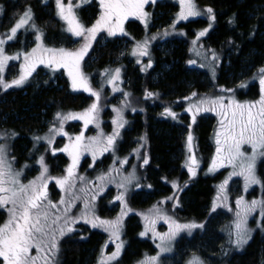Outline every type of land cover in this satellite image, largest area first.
Here are the masks:
<instances>
[{"label":"snow or ice","instance_id":"obj_1","mask_svg":"<svg viewBox=\"0 0 264 264\" xmlns=\"http://www.w3.org/2000/svg\"><path fill=\"white\" fill-rule=\"evenodd\" d=\"M87 2V0H85ZM155 3V0H151ZM100 14L99 18L91 27H85L76 12L72 0H55L56 12L59 18L66 22V31L75 37H83V45L71 51L66 48H49L44 45L43 33L37 28L34 22V14L31 7H27L10 28L9 33L5 38H0V89L7 90L13 87L23 86L32 74L36 71L39 65L56 69H65L71 81V87L75 90H83L95 97V102L82 112H57L54 117V123L49 128L48 135L43 137L33 136V149L35 150L41 141H44L49 147L53 144L55 135L67 136L68 143L63 148L58 149L68 155L71 163L65 169L66 175L56 178L51 177L48 166L45 163V158L40 155L36 163L40 165V174L27 183H23L21 177L24 175L23 169L17 170L14 168L15 158H9V150L7 140L14 138L17 133L8 132L0 134V140L5 141L0 143V210L6 211L7 219L0 224V264H59L60 240L74 231L72 225L79 223L83 219L85 224H90L92 228H103L116 241L120 240V228L122 218L131 211L128 208L125 194L128 185L136 181L135 168L127 176L122 177L118 183L119 188L125 189V192H120L115 199L120 202L121 212L115 220L101 219L95 214V209L91 207V202H85L84 211L80 217H69L67 215L68 202L64 196L58 202H53L48 196V183L50 180H55V184L59 186L65 194H70L72 199H80V196L75 194L76 185L74 180H79L81 183L85 181V177H77L76 169L79 163L80 156L84 152H89L93 161H95L97 153L103 154L111 151L115 154L116 142L120 137V129L127 123L123 120L120 109H113L116 112V118L112 124L115 126L111 135L105 136L101 130L97 136L87 138L85 140L83 132L75 137L70 136L64 131V122L67 120L83 121L84 127L89 124H95L99 129L100 125L97 121L99 111L100 92L93 90L90 80L82 71V61L88 54L91 48L92 41L100 32H106L108 36H116L117 34L127 35L124 29V23L129 17H135L141 20L147 26V17L149 14L145 11V6L149 0H98ZM79 7V4L75 5ZM179 12L176 14L171 27L174 29L176 23L188 20L190 17H199L206 13L210 21L209 27L201 30L197 34L203 37L211 28V22H214L216 17L211 7L204 10V13L198 9L194 0H179ZM3 9L0 7V12ZM229 23H234L230 20ZM20 29H31L35 33L36 46L30 52L23 53V63L19 67L18 75L11 81H6L4 77L5 69L8 62L11 60L20 59V53L15 56H10L5 53L4 45L7 41L16 38L17 32ZM168 35V31L163 33ZM151 39H156L155 36ZM196 41H194L195 43ZM131 55L137 57V63H141L142 57L149 56V40L146 38L143 41L136 42L132 49ZM218 57L213 51L212 60H217ZM195 64V61H189ZM204 67V65H200ZM152 67V62H149L141 68L145 71ZM213 77H215V67H211ZM105 76L108 77V84L113 86L114 91H118L116 83L121 81V69L105 70ZM253 80L259 82V98L253 101L240 102L235 98V89H221L222 93H231L229 96L219 95L215 98L201 99L199 104H192L187 111L192 113L193 123L195 122L196 114L200 111H214L221 117L219 124L220 128L215 133L216 152L212 158L209 172H214L219 168L231 167V176H240L244 180V190L247 191L253 185H260L264 190V181L257 175L258 162L264 161V67L258 70V73L253 77ZM240 88L247 87V82H241ZM128 96V93H124ZM197 94L192 93L195 97ZM158 96V93L145 91V98ZM186 99H190L186 97ZM207 104V107H202ZM135 111V109H133ZM164 115L173 119L177 118V114L170 107L164 109ZM141 139H144L143 137ZM188 147L191 152L193 137L189 132ZM143 145H141L142 147ZM247 146L250 152L245 149ZM57 149H52L53 155ZM139 154V149L135 150ZM144 164H148V159L145 157ZM119 163H128L127 159L120 160ZM187 168L189 173L195 175V169L198 166L194 155L189 157ZM24 168L29 167L25 164ZM118 171V170H116ZM110 178V177H109ZM99 180L106 179L105 175H100ZM228 179H225L220 184L219 192L216 200H226V186ZM138 186V185H137ZM186 186V185H185ZM151 187V185H149ZM172 187L182 190L176 181L172 182ZM81 192L86 193V188H81ZM96 196L91 197L94 201ZM167 200H175L176 206L179 205L178 197L173 194L171 197L165 198L164 201L158 203H166ZM63 207V210L61 208ZM74 206V205H73ZM217 204L213 202L212 211H215ZM235 216L236 219L229 231V243L236 247H241L247 243L250 238L252 229L248 228V218L259 209V215L264 221V196L261 199H253L250 202L240 196L235 201ZM231 210V209H229ZM63 211V214H61ZM151 213H154V218L151 215H143L146 221L145 229L140 233L141 236H146L148 232H152L153 238L158 239L156 245L159 252L157 255H145L144 259L138 264H162L161 255L172 251V242L176 237L184 231L191 234L192 230L203 228V224L196 222L179 223L173 220L161 209L154 206ZM158 219H163L168 224V231L159 233L155 230V224ZM264 227V223L257 225ZM235 237L232 239V237ZM123 249V242L116 244V250L107 257H101L98 264H116ZM35 251V254H33ZM186 264H205V261L195 253L186 261Z\"/></svg>","mask_w":264,"mask_h":264},{"label":"rangeland","instance_id":"obj_2","mask_svg":"<svg viewBox=\"0 0 264 264\" xmlns=\"http://www.w3.org/2000/svg\"><path fill=\"white\" fill-rule=\"evenodd\" d=\"M165 1H168L172 5V7H168L165 12H161L160 10L153 9L156 4L158 6H162L166 4ZM195 4L197 5V0H194ZM32 3V4H31ZM65 3H67V0H65ZM72 3L74 5V11L76 12L78 19L85 27H91L95 21L99 18L100 14V8L98 0H72ZM79 4V7H75V5ZM10 8V10L7 12L6 7ZM15 6V7H14ZM41 7L45 8L47 12V17L44 18V20H40L41 18H37V15L34 11V7ZM149 6H152V8H148ZM0 7H2L3 11L0 12V38L6 39V34L9 33L10 28L14 25L16 20L19 18V16L23 13V11L27 7H31V10L34 14V22L37 26V28L43 33V42L46 47L49 48H66L71 51H75L79 49L84 41L83 37H75L72 36L71 33L66 31L67 24L65 21L61 20L56 12L55 7V0H31L30 2L25 0H0ZM92 8L96 10L95 12H88L87 14H82L80 12V9L83 10L84 8ZM198 7V5H197ZM16 8V9H15ZM199 10H201L202 13H204V10L198 7ZM179 0H155V3H152L151 0H149V3L145 6V11L149 14L147 17V26H145V23L142 22L139 19H136L135 17H129L125 23H124V29L127 35H121L117 34L116 36H108L106 32H100L97 34L96 39L92 41L91 48L88 51V54L84 57L82 61V71L90 80L91 87L95 91L100 92V100H99V111H98V117L97 121L100 125L99 129L96 127L95 124H89L87 128L84 127L83 121L80 120H67L64 122V131L67 132L70 136L75 137L76 135H79L81 132H83L85 140L87 141V138L97 136L98 133L102 130L105 136L111 135L114 130V125L112 124L113 119L116 118V112L113 111V109H120L123 120L127 123L124 125L122 129H120V137L117 139L116 142V150L115 154H113L111 151L105 152L102 155L97 153L95 161H93V157L89 152H84L79 159V163L76 169V176L77 177H85V181L81 183L79 180H74V183L76 185L75 188V194L77 196H80V199H72L70 194H65V192L61 191L58 185L55 184V180H50L48 183V196L49 199L53 202H58L62 196H64L66 202H68V211L67 215L71 217H80L82 212L84 211V204L85 202H91V207L95 209V214L98 215L101 219L105 220H115L120 212H121V205L120 202L115 199V197L120 192H125V189L119 188L118 183L121 181L122 177L127 176L129 173L133 171L135 168L136 177L138 178V168H141L144 166V156H142V152H140V148L137 147V144H134V148L131 149L130 146H127L125 150L127 152H120L119 153V143L121 142L123 131L127 129L130 125L133 124L134 118L136 116H139L142 120L144 113L148 112L147 108L152 104L156 98V96H153L151 98H145V91H151L153 90L149 89L148 85L143 86L142 88L137 90H133L129 87V80L124 76V72L130 68H137L136 72L141 76L140 79L146 78L147 75L149 76V83L150 87L157 83L158 78L160 77L159 71L161 70H167L170 65L164 63L162 60L169 54H171L172 50L175 49L178 45L172 42L171 40L176 39L178 42H183V49L185 52L187 51L190 55V61H195V64L189 63V70L188 74L193 75L195 78L197 77L198 82L203 84L202 94H198L197 92L192 90V87L188 86V90L186 91L187 95H184V97H180L178 101H171L170 108L177 114V118L173 119L169 116L164 115V109L166 106V100L168 98H172V96L169 95H163V101L158 105L157 108L152 107L155 115L159 114V118L162 120H165L168 125L176 127L178 130V135L180 139V147L177 149V157L176 159L181 163L182 168L184 171H186V175H188V179H195L202 176H213L219 173L218 179L215 181V190L214 195L212 197L211 203L209 204L207 209L208 212L212 214L210 216L211 221L213 220L214 227L217 231H219L221 234H223L224 237V244L222 246V252L223 254L230 253V252H242L243 248L245 247V244H243L241 247H236L233 244L229 243V231L233 225L234 220L236 219L235 212V201L238 197L243 196L245 200L251 201L253 199H261L262 193L258 190V187L260 185H253L248 188L247 191L244 190V180L240 176H231L230 179V173L232 172L231 167H223L219 168L218 170L214 172H209V168L211 166V161L213 156L216 152V143H215V133L219 130L220 124L219 121L221 119L220 116L217 115L214 111H200L196 114L195 122L193 123L192 120V113L187 111L190 105L192 104H199L201 99L205 98H215L219 95H225L229 96L231 93H222L220 90L227 88L228 86H231L230 89H235V98L240 102L245 101H253L257 100L259 98V82L258 80H253V77L258 73V70L261 67H264L263 64L258 66H249L243 70V72L239 73L234 81L231 82V80H228L227 85L222 86H216L215 80H217L216 75V66L218 64V59L213 61L212 60V53L213 50L203 48L200 45V40L205 38L207 34L213 29L212 27L215 26L212 25L207 34L203 37H199L197 40V34L209 27V19L206 13L202 14L199 17H190L188 20L180 21L179 23H176L175 28L173 29L171 25L173 24L174 20L176 19V14L179 12ZM7 12V14H6ZM81 16L85 19L80 17ZM167 16L165 20L163 19V16ZM41 16V14H40ZM43 16V15H42ZM39 19V20H38ZM197 19L206 20L209 21L208 23H204V26L202 28H191L190 31L195 34L194 36H189V39L191 40V43H186L182 40L184 36H186V28L181 26L182 24H186L189 21H195ZM51 20L53 22L52 25L55 26L56 32H58L57 36L55 38H47V29H49V24H45L46 21ZM136 21L140 24V35L136 34L133 35L131 32L127 30L128 28V22L129 21ZM168 31V35L165 36L163 33L164 31ZM62 34V35H60ZM155 36L156 39H151V37ZM146 38L149 40V56H145L140 58L141 63H137V57L131 55L132 49L135 46L136 42L143 41ZM113 39L115 41V51H116V58L110 60L107 62L104 66L97 68L94 67V63L96 60V54L92 53L93 48L95 49L96 46L99 48H102L107 45V41ZM62 40V42H60ZM194 41H196L194 43ZM160 42V43H159ZM36 46L35 41V33L31 30H25L20 29L17 32L16 38L10 41H7V43L4 45L5 53L10 56H15L18 53H20V59L17 60H11L8 62V66L5 69L4 77L6 81H11L15 76L18 75L19 67L23 63V53L30 52L32 48ZM154 50L158 53L156 57V53ZM159 56V57H158ZM159 58V69L158 71H152V69L155 67L156 59ZM228 55H226V58L224 60V65L228 66L229 61L227 60ZM149 60L152 62V67L147 68L145 71H141V68L146 65ZM227 60V61H226ZM200 65H204V67L201 68ZM40 67H43V70L41 71L42 76H46L47 79L54 78L55 74H60V76H64V78L68 81L69 77L66 74L65 69H56L53 71L51 68L45 67L44 65H39ZM38 66V67H39ZM215 67V77H213V74L211 72V67ZM116 68L121 69V81L117 82L116 87L120 90L114 91L113 86L108 84L107 80L108 77L104 75L105 70H114ZM193 68V69H191ZM203 70V74L200 75L198 70ZM152 71V72H151ZM36 73V72H35ZM34 73V74H35ZM149 73V74H148ZM36 75V74H35ZM227 79L231 78L230 75L226 76ZM133 79H135L133 77ZM241 82H247V87L240 88L238 87ZM70 88L71 83L68 81ZM53 86H56V82L53 81L51 84ZM233 85V86H232ZM253 86L255 88H253ZM3 89H0V92ZM86 97L88 98V103H85V106L78 110H85L88 108L92 103L95 102V97L91 96L90 93L84 92L81 90ZM257 92V93H256ZM124 93H128V96H125ZM192 93H196L197 95L195 97L192 96ZM242 93L243 97L239 98V95ZM256 94V95H255ZM255 96V97H254ZM186 97L190 99H186ZM152 102V103H151ZM208 105L205 104L202 107H207ZM135 109V111H133ZM149 110V108H148ZM82 112V111H79ZM78 113V112H77ZM55 117V116H54ZM54 117L52 118V121L49 122L46 121L44 123V126L51 127L54 123ZM207 119L210 120V129L209 133L207 135V150H203L200 147V144L197 141V130L196 125L200 121V119ZM154 121H157V119L154 117ZM70 123H76L74 127L71 128V130L68 128ZM49 127V128H50ZM191 132V135L193 137L192 140V146H191V152L189 151L188 147V134ZM9 135L11 132H8ZM1 134V133H0ZM38 136V135H36ZM45 136V135H44ZM43 137V136H41ZM14 138H10L7 140L8 144V150H9V158L11 159L10 154V145L12 143V140ZM53 144L51 147H49L44 141H41L37 148L34 150L33 146V154L34 157L31 161L28 163H22V161L15 160L14 161V168L17 170L23 169L24 175L21 177V180L23 183H27L29 180L35 179L40 174V165L36 163L37 159L40 155H43L45 160L47 156L50 154V156L54 157L57 154L63 155V158L65 159V162L62 164L60 163H46L49 169V175L51 177H62L66 175L65 169L68 167V165L71 163L70 158L68 155L64 152L58 151V149L63 148L65 144L68 143V137L67 136H60L55 135L53 137ZM5 141L0 140V143H4ZM34 142V141H33ZM34 144V143H33ZM52 149H57L55 152V155L52 153ZM136 149H139V154L136 153ZM245 149L250 152V149L245 146ZM191 155H194L198 166L195 169V175H192L189 173L187 168V163L189 160V157ZM105 157H108L107 161H103ZM127 159L128 163L121 164L119 163L120 160ZM148 159V158H147ZM132 162V163H131ZM27 164L29 167L24 168L23 166ZM259 164V162H258ZM61 168V169H60ZM64 168V170H63ZM258 169V165H257ZM118 170V171H116ZM90 172V173H89ZM100 175H105L106 179L101 181L98 179ZM257 175L258 171H257ZM110 177V178H109ZM142 179V178H141ZM225 179H228V184L226 186V200H216L217 194L219 192V185L224 182ZM182 186L185 185L188 186V182H184L185 180H182ZM140 183V177L133 181L131 185H128L127 191L125 194V198L127 201V205L129 204V196L133 193L140 191L142 187L139 186ZM138 185V186H137ZM86 188L87 192H81V188ZM146 190H149V186L144 187ZM56 191V194H53L52 191ZM172 192L175 193V195L178 197V200L180 199V191H177L175 188L172 187ZM172 193V194H174ZM95 195L96 199L94 201H91V197ZM147 194H141V197L143 199H146ZM166 196L162 198L160 201H164L165 198L171 197ZM131 197V203L133 202V198ZM100 198H102L105 202H108V206L110 207V210H106L104 208V214L97 213V209H103L104 205L99 202ZM217 204V207L215 211H212L213 202ZM99 202V204H98ZM154 203V205H150L148 207H145V210H137L129 211L127 214L122 218V224L120 228V240L116 241L113 237L110 236L108 232H105L103 228H92L90 224H85L83 219L80 220L79 223H82L86 225L89 229H99V232L103 233L104 235L100 237V243L97 245V247L93 251V257L86 262L85 264H98L99 259L103 257H107L111 255L112 252L116 250V244L123 242V249L122 252L118 258V261L116 264H127L124 263L122 260V253L124 251V248L127 245L126 239L124 238V232H125V226L126 222L129 219V217L136 216L138 220L136 223H139L141 225L140 227V233L144 231L146 221L143 218V215L141 214H147L151 215L154 218V213H151L150 210L153 209L154 206H157L159 209L162 210L163 213H166L169 217H171L172 214L168 211V207H170V211H175L176 213V201L175 200H167L169 203ZM172 205H171V204ZM74 205V206H73ZM171 205V206H170ZM138 206V205H137ZM64 206H61L63 210ZM128 208L130 206L128 205ZM231 209V210H229ZM2 213V217L0 219V224H3V222L7 219V213L6 211L0 210ZM171 211V213H172ZM63 214V211L62 213ZM181 214V213H179ZM182 215V214H181ZM182 216H180L181 218ZM173 219V217H171ZM176 220L179 223H189L190 221L188 219H173ZM260 223H264L262 221V218L259 215V209L255 213H253L248 218V228L252 229L250 232V238L247 240L250 241L254 232L257 230H260L264 234V227L261 230V227H258L257 225ZM77 224V223H76ZM204 224V223H200ZM210 224V222H209ZM208 224V225H209ZM74 227V226H72ZM78 227H75L77 231ZM155 230L159 233H165L168 231V224L165 223L163 219H158L155 224ZM198 230H202V228H197L192 230L191 234H189L187 231L181 232L175 239V241L172 242V251L168 253H164L161 255V261L162 264H186V261L191 258V255L195 253L196 255L200 256L204 261L205 264H210V258L207 251V254H201L200 251H197L193 247H187L184 243V249H182L180 252L184 255V257L178 258L173 257L174 256V248L176 245V242L180 240L182 237L190 238L196 234ZM73 232V231H72ZM205 233H208L207 230ZM69 234V233H68ZM209 235V233H208ZM141 236V235H140ZM142 238H148L154 240V253H145L141 260L144 259L145 255L148 256H154L157 255L159 252V249H157L156 245L159 243L158 239H154L152 232H148L146 236H141ZM235 237L233 236L232 239ZM220 240V237L217 238ZM61 242V240H60ZM232 250V251H230ZM203 251V250H202ZM33 254H35V251H33ZM59 260V257H58ZM139 260V261H141ZM138 261V262H139ZM136 262V264H138ZM132 264V263H128Z\"/></svg>","mask_w":264,"mask_h":264},{"label":"trees","instance_id":"obj_3","mask_svg":"<svg viewBox=\"0 0 264 264\" xmlns=\"http://www.w3.org/2000/svg\"><path fill=\"white\" fill-rule=\"evenodd\" d=\"M23 1L25 2V0ZM27 1L30 2L31 0ZM165 2L166 4L162 6L156 4L154 8L152 6L148 8L151 7L152 10L158 9L163 13L168 7H172L168 1ZM197 5L203 10L211 7L216 17L215 21L211 22L212 25L215 24L212 27L213 29L205 38L200 40V45L203 48L213 50L218 57L216 86L227 85L228 80L234 81L237 75L249 66L260 67L263 64L264 0H197ZM33 9L37 18L42 17L40 20H44L47 17L45 8L36 6ZM9 10L10 8L7 6L5 11L8 12ZM93 11L95 12L96 10L88 7L83 10L80 9L83 15ZM80 17L83 18L81 14ZM166 18H168V15L163 16L164 20ZM83 20L85 19L83 18ZM230 20H233L234 23L230 24ZM208 22L197 19L182 24L181 26L186 28L187 32L182 40L186 43H191L189 36H194L195 34L190 29L195 27L202 28L204 23ZM45 24H49L47 38H55L58 32H56L55 26L52 25L53 22L49 20ZM139 27L140 24L132 20L128 22L127 30H132L133 32L131 33L133 35H138L140 33ZM171 41L178 46L162 60L170 66L167 70L159 71L161 75L157 83L152 86L153 88L150 87L148 75L146 78L140 79L141 76L136 72L137 68L130 67L124 72V76L126 75L129 80V87L133 90L139 91L140 88L148 85L149 89L153 90L154 93H158V96L153 101L155 103L151 102L152 104L148 107L149 110L147 108L148 112L144 113L142 120L139 116H136L133 124L123 131V136L119 143V153L127 152L125 150L127 146L133 149L134 144L138 143L137 147L140 148L142 156L148 158V164L138 168L139 186L142 189L138 191L140 193L134 192L133 197L132 195L129 196L128 205L131 211L135 209L145 210V207L154 205V203L166 196L173 195L172 182L176 181L182 189L178 190L175 188L180 191L181 200H178L179 205L175 207L176 213L172 210L171 213V208L168 207V211L172 214L171 217L173 219L186 218L190 222L194 221L199 224L204 223V227L202 230H198L194 236L190 238L182 237L178 240L174 248L173 257H184L180 251L184 249L185 243L187 247H193L200 251L201 254H207L208 252L210 264H264V234L260 230L254 232L242 252L234 251L223 254L222 246L225 236L216 230L213 220L211 221L210 219L212 214L209 212L207 214L206 209L214 195L215 181L218 179L219 173L213 176L200 175L195 179H188L186 171L176 159L177 149L181 143L177 128L164 122L165 120L159 118L160 113L155 115L158 110L154 112V108L152 109V107L157 108L161 101L165 100L162 98L163 95L172 96V98L166 100V106L170 107L171 101H178L180 97L187 95L186 91L190 85L193 91L202 94L203 84L198 82L197 77L195 78L187 73L190 69L188 65L190 55L183 49V42H178L176 39ZM107 42V45L102 48L98 46L95 49L93 48L92 53L96 54L94 67L100 68L116 58L115 41L110 39ZM154 52L157 57L158 53L155 50ZM226 55H228V66L224 65ZM155 59L156 64L152 71L154 69V71H158L159 69V58ZM202 69L198 70L200 75L203 74ZM42 70L43 68L29 80L23 89L13 87L0 92V133L9 131L17 133L10 145V154L11 157L22 161V163H28L34 157L32 149L33 136L48 135L50 126L49 124L44 126L46 121H52L57 112L83 111L78 109L88 103V98L84 94L71 95L68 93L69 84L64 76H60L58 73L54 75V78L47 79L46 76H42ZM227 75H230L231 78L227 79ZM53 81L56 82V86L51 85ZM230 88L231 86H228V89ZM253 88L255 87L253 86ZM242 97L241 93L239 98ZM154 117L157 121L153 120ZM195 128L197 130L196 138L200 147L203 150H207L209 148H207V135L210 129V120L200 119ZM142 137L144 139H141ZM141 145L143 146L141 147ZM107 159L108 157H105L103 161H107ZM45 162L63 164L65 159L61 154H57L54 157L49 154ZM257 171L260 179L264 181V161L259 162ZM182 180L189 183L185 188L184 185L182 186ZM147 185H151L149 190L144 188ZM258 190L264 196V190H262L261 186L258 187ZM52 192L56 194V191L53 190ZM142 193L147 194L146 199L141 197ZM131 197L133 198L132 203ZM99 200L104 207L100 210L97 209V213L100 211V213L104 214V208L109 211L112 205H106L108 202H105L102 198ZM180 216L182 217L180 218ZM1 217L2 213L0 211V219ZM137 220L138 218L132 215L125 226L124 238L127 245L122 253V260L127 264H136L145 253H154L155 251L154 240L140 236L141 225L136 223ZM72 226H74L73 228L78 227L77 231L74 229L73 232L61 239L59 264H85L94 256L93 251L100 243V237L104 235L99 232V229L91 230L82 223ZM206 230L209 235L205 233ZM218 237H220V240L217 239Z\"/></svg>","mask_w":264,"mask_h":264},{"label":"flooded vegetation","instance_id":"obj_4","mask_svg":"<svg viewBox=\"0 0 264 264\" xmlns=\"http://www.w3.org/2000/svg\"><path fill=\"white\" fill-rule=\"evenodd\" d=\"M42 68H43L42 66H41V67H40V66L37 67V69H36L35 72L37 73V72H38L40 69H42ZM35 72H34V73H35ZM34 73H33L32 76L29 78V80L32 79V78L34 77V75L36 74V73H35V74H34ZM66 74H67V72H66ZM29 80H28L23 86H21V87H15V88H17V89H23L24 86L29 82ZM68 81L71 83L70 79H68ZM68 81H67V82H68ZM68 84H69V83H68ZM68 88H69L68 93L71 94V95L84 94L81 90H75V91H74L73 89L70 88V86H69ZM84 95H85V94H84ZM85 96H86V95H85ZM68 110H69V109H68ZM65 113H66V112H65ZM68 113H69V112H68ZM73 125H76V123H70L69 126H68V128L71 130V128L73 127ZM70 126H71V127H70Z\"/></svg>","mask_w":264,"mask_h":264}]
</instances>
